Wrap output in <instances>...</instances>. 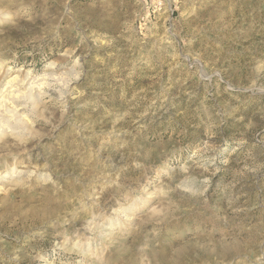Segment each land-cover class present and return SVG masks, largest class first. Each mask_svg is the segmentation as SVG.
Listing matches in <instances>:
<instances>
[{
  "label": "rangeland",
  "instance_id": "obj_1",
  "mask_svg": "<svg viewBox=\"0 0 264 264\" xmlns=\"http://www.w3.org/2000/svg\"><path fill=\"white\" fill-rule=\"evenodd\" d=\"M0 264H264V0H0Z\"/></svg>",
  "mask_w": 264,
  "mask_h": 264
}]
</instances>
